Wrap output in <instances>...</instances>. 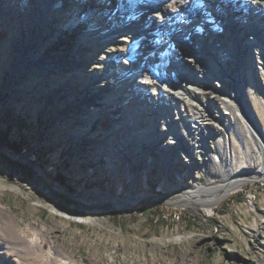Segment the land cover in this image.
Wrapping results in <instances>:
<instances>
[{
    "label": "rangeland",
    "instance_id": "1",
    "mask_svg": "<svg viewBox=\"0 0 264 264\" xmlns=\"http://www.w3.org/2000/svg\"><path fill=\"white\" fill-rule=\"evenodd\" d=\"M41 3L0 0V130L22 144L21 155L0 151L25 168L9 170L0 157V264H264V149L237 113L217 100L206 145L186 138L212 94L139 89L153 75L137 41H156L154 32L109 36L119 19L94 0H51L46 11ZM207 21L208 35L192 28L212 40L219 26ZM215 45L219 61L234 62ZM240 69L255 82L244 98L264 141V71L245 59ZM225 81L218 90L233 89ZM180 138L194 149L172 142ZM241 169V186L195 195Z\"/></svg>",
    "mask_w": 264,
    "mask_h": 264
},
{
    "label": "bare ground",
    "instance_id": "2",
    "mask_svg": "<svg viewBox=\"0 0 264 264\" xmlns=\"http://www.w3.org/2000/svg\"><path fill=\"white\" fill-rule=\"evenodd\" d=\"M50 1L42 0L40 7L46 11ZM239 1L106 0L100 5L94 0V9L106 15L114 13L119 19V25L116 26L118 30L112 31L109 36L117 32L133 30L155 33L156 41L149 40L146 35L141 41H137L140 47H144L143 52L151 55L146 72L153 75L152 82L140 81L142 87L139 89L149 90V85L152 87L153 84H160L166 86V90L173 92L181 100H194L193 94L198 93L199 90L209 91L212 94L208 97V103L202 105L203 112L200 113L202 117L199 116L192 120L193 128L186 138L194 142H204L205 131L208 130V120L217 116L214 102L220 100L226 107L229 106L237 113L255 146L263 150L264 141L261 140L263 132L257 125L258 115L253 106L246 103L244 98L247 96L245 92L247 89L251 94L258 91L255 89L254 80L241 71L240 65L245 59L264 71V0ZM220 6L222 10H220ZM223 6L226 10L223 9ZM90 10V8L86 9L88 13H91ZM211 16L215 18V23L219 26L217 29L219 34L217 32L212 40L210 37L206 38L208 35L207 19ZM199 23L206 28L204 36L198 35L192 28L194 24ZM228 33L236 39L233 45L229 41L227 42ZM139 36L136 35V37ZM215 43H218V46ZM212 45L217 46L216 48L227 49L234 62L227 66L226 63L219 61L213 53ZM136 55L137 51L128 53L126 55L128 62H132ZM208 60H211L210 63H207ZM229 76L235 83L233 89L218 90L219 84L226 82L225 77L229 78ZM211 77L214 78L213 81L209 80ZM143 78L149 77L146 75ZM171 131L174 135L179 133V130L177 131L175 128ZM172 142L180 143L181 148L187 150L194 149L189 144L187 145L183 138ZM226 143L228 144V142ZM218 144L219 147L222 145L219 141ZM181 148L177 152H181ZM243 171L245 170L234 172L233 180L228 185L198 186L197 189H200L197 191L198 194H195L196 191H193V194L199 197L200 192L212 193L220 187L223 188L225 194L231 187H238L246 182L247 176ZM133 200L130 197L119 201L129 204ZM215 200L211 197L207 200L208 205ZM67 215L79 220L85 219V217L74 213L68 212Z\"/></svg>",
    "mask_w": 264,
    "mask_h": 264
},
{
    "label": "trees",
    "instance_id": "3",
    "mask_svg": "<svg viewBox=\"0 0 264 264\" xmlns=\"http://www.w3.org/2000/svg\"><path fill=\"white\" fill-rule=\"evenodd\" d=\"M22 144L19 141L12 140L8 137V133L0 130V148L4 150L12 151L14 154L21 155ZM0 157L6 160V164L9 170L18 171L19 173L24 172L25 168L22 164L15 160L8 159L5 157L4 153L0 151ZM59 178V177H58ZM72 200L67 199L62 202L64 206H69Z\"/></svg>",
    "mask_w": 264,
    "mask_h": 264
}]
</instances>
